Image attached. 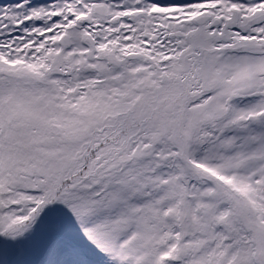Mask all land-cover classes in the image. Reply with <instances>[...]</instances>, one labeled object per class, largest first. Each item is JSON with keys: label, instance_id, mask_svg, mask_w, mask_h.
Listing matches in <instances>:
<instances>
[{"label": "snow or ice", "instance_id": "obj_1", "mask_svg": "<svg viewBox=\"0 0 264 264\" xmlns=\"http://www.w3.org/2000/svg\"><path fill=\"white\" fill-rule=\"evenodd\" d=\"M0 264H264V0H0Z\"/></svg>", "mask_w": 264, "mask_h": 264}]
</instances>
